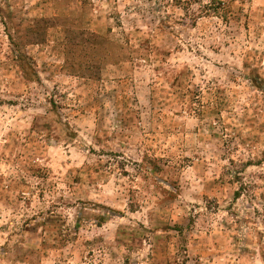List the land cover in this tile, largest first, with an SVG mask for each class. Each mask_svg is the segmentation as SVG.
Returning a JSON list of instances; mask_svg holds the SVG:
<instances>
[{"label": "rangeland", "instance_id": "obj_1", "mask_svg": "<svg viewBox=\"0 0 264 264\" xmlns=\"http://www.w3.org/2000/svg\"><path fill=\"white\" fill-rule=\"evenodd\" d=\"M214 1L0 0V264H264V0Z\"/></svg>", "mask_w": 264, "mask_h": 264}, {"label": "trees", "instance_id": "obj_2", "mask_svg": "<svg viewBox=\"0 0 264 264\" xmlns=\"http://www.w3.org/2000/svg\"><path fill=\"white\" fill-rule=\"evenodd\" d=\"M214 4H217L212 8L213 12L216 13L217 16H220L224 21H229V5L224 1H214Z\"/></svg>", "mask_w": 264, "mask_h": 264}, {"label": "crops", "instance_id": "obj_3", "mask_svg": "<svg viewBox=\"0 0 264 264\" xmlns=\"http://www.w3.org/2000/svg\"><path fill=\"white\" fill-rule=\"evenodd\" d=\"M76 7H77V5H76ZM98 25H99V24H98ZM96 27H98V26L95 25V29H96ZM93 29H94V25H93V27H92V30H93ZM95 29H94V30H95ZM97 31H99L98 28H97Z\"/></svg>", "mask_w": 264, "mask_h": 264}]
</instances>
